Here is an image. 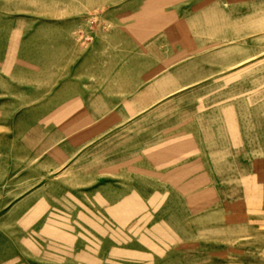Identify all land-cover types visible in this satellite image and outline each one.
I'll return each instance as SVG.
<instances>
[{
    "label": "rangeland",
    "instance_id": "rangeland-1",
    "mask_svg": "<svg viewBox=\"0 0 264 264\" xmlns=\"http://www.w3.org/2000/svg\"><path fill=\"white\" fill-rule=\"evenodd\" d=\"M0 264H264V0H0Z\"/></svg>",
    "mask_w": 264,
    "mask_h": 264
}]
</instances>
